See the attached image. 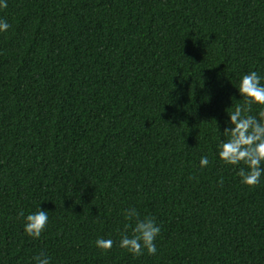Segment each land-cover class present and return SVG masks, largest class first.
I'll return each instance as SVG.
<instances>
[{
	"label": "trees",
	"instance_id": "trees-1",
	"mask_svg": "<svg viewBox=\"0 0 264 264\" xmlns=\"http://www.w3.org/2000/svg\"><path fill=\"white\" fill-rule=\"evenodd\" d=\"M0 19V264H264V175L217 154L241 76L264 78V0H7ZM130 208L155 255L119 247Z\"/></svg>",
	"mask_w": 264,
	"mask_h": 264
},
{
	"label": "clouds",
	"instance_id": "clouds-1",
	"mask_svg": "<svg viewBox=\"0 0 264 264\" xmlns=\"http://www.w3.org/2000/svg\"><path fill=\"white\" fill-rule=\"evenodd\" d=\"M7 7V0H0V8ZM10 27L6 20L0 19V32L7 31ZM257 71H250L241 76L238 90L245 98L243 105L237 104L234 111L228 112L231 127H226L223 135L226 139L221 140L217 146V154L226 164L239 165L243 162L246 168H239L237 175L241 182L249 187L260 184V178L264 175V109L257 115H250L252 104L264 105V84ZM200 167H206L210 161L207 155L200 158ZM222 184L223 181L221 180ZM24 216L23 212L19 213ZM125 219L134 220L132 224L125 225V231L121 233L119 247L127 249L135 256L144 254L147 250L149 255L157 252L155 239L161 229L152 216L140 218L135 208L126 209ZM48 211L39 207L35 212L24 216V232L38 239L48 224ZM131 228V235L127 229ZM96 246L108 251L113 246V240L97 238ZM36 264H50V257L46 253H40L34 257Z\"/></svg>",
	"mask_w": 264,
	"mask_h": 264
}]
</instances>
